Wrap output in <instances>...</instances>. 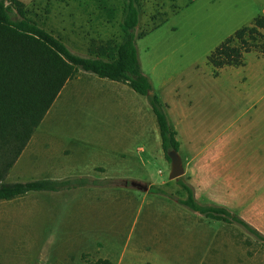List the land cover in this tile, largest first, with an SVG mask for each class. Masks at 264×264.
Segmentation results:
<instances>
[{
	"label": "rangeland",
	"instance_id": "rangeland-1",
	"mask_svg": "<svg viewBox=\"0 0 264 264\" xmlns=\"http://www.w3.org/2000/svg\"><path fill=\"white\" fill-rule=\"evenodd\" d=\"M20 1L30 18L80 56L121 40L123 0ZM139 9L138 57L154 90L169 95L165 111L180 124L185 150L218 152L240 178L226 191L199 190L195 199L226 207L264 235V39L243 53L241 65L223 66L217 75L207 59L225 37L264 14V0H139ZM52 118L67 144L83 152L97 148L82 133L86 123L98 126L97 117L79 97L58 105ZM138 155L142 160L126 158L108 169L127 180L92 174L105 182L97 191H30L0 200V264H90L98 257L117 264H264V242L241 225L177 202L185 197L177 180L190 183L187 175L169 179V161ZM25 160L31 156L25 153ZM16 170L4 181L40 177L31 166ZM145 174L164 181L159 187L166 194L130 186L129 178Z\"/></svg>",
	"mask_w": 264,
	"mask_h": 264
},
{
	"label": "trees",
	"instance_id": "trees-1",
	"mask_svg": "<svg viewBox=\"0 0 264 264\" xmlns=\"http://www.w3.org/2000/svg\"><path fill=\"white\" fill-rule=\"evenodd\" d=\"M139 10V0H123L119 23L121 40L117 43L106 41L91 48L86 56H80L30 18L22 1L0 0V200L30 191H59L105 183L89 176L4 181L63 84L78 70L125 83L144 95L156 119L165 159L170 161L168 150L178 151L176 131L169 126L162 103L151 91L149 79L139 63L136 38L140 36L135 32ZM262 31L264 14L256 16L250 25L236 29L215 46L207 56L214 75L223 66L241 65L243 53L256 48L257 40L264 39ZM260 51L264 53V43ZM177 181L185 192L184 198L177 199L178 203L204 217L239 224L264 242V235L246 220L222 205L199 203L192 186ZM149 190L166 194L159 186L150 185ZM90 264L114 262L98 258Z\"/></svg>",
	"mask_w": 264,
	"mask_h": 264
},
{
	"label": "crops",
	"instance_id": "crops-1",
	"mask_svg": "<svg viewBox=\"0 0 264 264\" xmlns=\"http://www.w3.org/2000/svg\"><path fill=\"white\" fill-rule=\"evenodd\" d=\"M139 63L143 73L149 79L152 92L158 96L162 103L169 126L176 131V138L179 142L177 152L183 167L182 174L189 177L188 181L193 188L194 197L202 189L212 191L213 188H219L226 191L232 182H240L238 172L233 168L235 164L221 159L218 152L209 151L206 154L203 148L185 150L187 147L178 136L180 124L171 119L170 121L168 111H165L171 107L167 101V98H170L169 95L163 91L154 90L152 80L143 68L140 59ZM73 97L75 99L79 97L82 106L90 111V115L94 114L97 117V127L93 126L91 121L90 124L86 123L82 129L83 135H86L84 138L97 146L92 152L86 150L83 152L79 145L67 144L64 138H61L65 135V130L50 126L55 120L52 118L55 108ZM25 153L31 156V162H27V160L21 162ZM138 153H145L149 157L156 153L165 160L156 119L146 97L125 83L78 70L72 78L65 81L10 169L17 167L16 171L22 173L31 166L33 174L40 175L39 178L34 179H60L70 176H90L97 179L101 177L92 174L99 173L104 175L103 177L127 180L126 176L128 175L116 177L117 175L109 172L108 169L125 161L126 158L137 159L139 157L138 159L142 160V156ZM89 158L96 161L89 162ZM20 162L22 164H19ZM129 179L139 182L143 180L154 186L164 184V181L159 183L148 174L142 176V179L134 177ZM150 185H147V190ZM99 187L90 185L89 187L81 186L54 192L66 191L65 193L69 195L72 192L84 191L89 188L97 191L101 189ZM112 262L117 264L115 261Z\"/></svg>",
	"mask_w": 264,
	"mask_h": 264
},
{
	"label": "water",
	"instance_id": "water-1",
	"mask_svg": "<svg viewBox=\"0 0 264 264\" xmlns=\"http://www.w3.org/2000/svg\"><path fill=\"white\" fill-rule=\"evenodd\" d=\"M167 155L169 157V162H170V170L168 173V178L169 179H176L183 173V167H182V162L181 158L178 154V152L174 149H170L167 151ZM129 184L131 187L140 189V190H147V185L136 181V180H130Z\"/></svg>",
	"mask_w": 264,
	"mask_h": 264
}]
</instances>
